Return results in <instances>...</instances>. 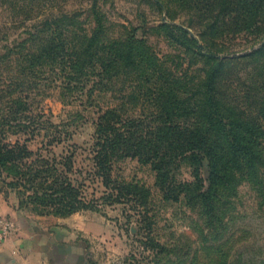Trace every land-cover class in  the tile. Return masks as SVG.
I'll use <instances>...</instances> for the list:
<instances>
[{
  "label": "rangeland",
  "instance_id": "374dc122",
  "mask_svg": "<svg viewBox=\"0 0 264 264\" xmlns=\"http://www.w3.org/2000/svg\"><path fill=\"white\" fill-rule=\"evenodd\" d=\"M245 2L0 0V55L6 56L0 59V78L28 77L39 83L42 93L36 90L27 99L29 113L64 130L63 141L48 148L56 155L78 146L70 175L74 184L84 183L85 198L97 205L64 217L40 216L20 204L22 194L7 185L6 174L0 175V264H28L30 256L49 264H264V166L255 173L239 171L218 193L191 199L203 190L192 186L175 200L164 198L150 164L119 157L112 171L115 184L106 187L92 174L90 150L99 110L117 108L124 120L140 117L155 109L149 88L160 83L147 82L141 72L123 74L89 93L98 80L92 76L86 90L70 91L66 83L74 74L66 59L39 61L36 51L54 41L58 16L70 17L80 33L98 29L117 39L134 30L151 46L167 77L192 81L217 58L225 60L229 65L221 73L222 83L230 85V94H242L243 109L253 117L259 97L264 99V14L248 13ZM32 53L35 71L20 73ZM17 139L25 142L23 134H9L6 141ZM253 139L264 155V125ZM47 141L38 136L27 144L37 150ZM200 173L206 179L204 168ZM174 179L196 182L188 160L180 161ZM8 221L14 228L6 233ZM30 235L39 247L33 255L27 247ZM52 235L56 243L44 251Z\"/></svg>",
  "mask_w": 264,
  "mask_h": 264
},
{
  "label": "trees",
  "instance_id": "16d2710c",
  "mask_svg": "<svg viewBox=\"0 0 264 264\" xmlns=\"http://www.w3.org/2000/svg\"><path fill=\"white\" fill-rule=\"evenodd\" d=\"M245 4L248 13L264 14V0H246ZM70 22V17L58 16L54 41L36 49L39 61L57 56L66 59L74 74L66 83L70 91L86 90L92 76L98 80L93 81L89 93L99 89L104 81L111 82L123 74L128 77L141 72L140 77L144 76L147 82L153 83L155 79V84L160 83L149 88H153L150 100L155 109L141 113L140 117L127 115L124 120L117 108L99 110L95 142L90 150L92 174L101 177L106 187L115 184L112 171L119 157H138L142 163L150 164L164 198L175 200H179L184 188L201 187L202 192L191 199L205 197L229 186L239 171L255 173L263 168L264 155L253 138L264 125V99L259 97L253 121L243 109L242 94H230V85L222 83L221 73L229 65L225 60L217 58L202 76L192 81L176 74L167 77L151 46L138 39L136 31L114 39L98 29L80 33ZM72 34L75 41L70 39ZM5 57L0 55V59ZM35 57L36 53L30 55L27 60L30 65H23L20 73L35 71ZM27 78H0V175L6 174L10 179L7 185L22 194L20 204L31 207L40 216L64 217L80 209L97 207L95 200L85 198L84 183L74 184L70 175L74 172L78 146L59 156L48 149L63 141L65 132L29 113L31 102L27 99L36 90L38 94L42 91L37 81ZM9 134H23L25 142L6 141ZM38 136L48 137V141L37 150L30 149L27 141ZM43 149L51 155L42 153ZM182 159L190 162L196 182L175 181V171ZM202 168L207 171L206 179L201 176Z\"/></svg>",
  "mask_w": 264,
  "mask_h": 264
},
{
  "label": "crops",
  "instance_id": "0c3cea01",
  "mask_svg": "<svg viewBox=\"0 0 264 264\" xmlns=\"http://www.w3.org/2000/svg\"><path fill=\"white\" fill-rule=\"evenodd\" d=\"M58 235L59 234H57V236H56V240L59 239ZM53 239H55V238L52 235L51 240L49 242L44 243V245H43V250L44 251H49L51 249V246L56 243L55 240H53ZM35 241H36L35 240V236L34 235H30V240H29V243L27 244V247L29 249V253L32 254V255L39 249V247L37 245H35ZM21 246H23V244ZM27 262H28V264H49L47 259L46 260L42 259L40 261H33L32 256L27 258Z\"/></svg>",
  "mask_w": 264,
  "mask_h": 264
},
{
  "label": "built area",
  "instance_id": "2783aa9c",
  "mask_svg": "<svg viewBox=\"0 0 264 264\" xmlns=\"http://www.w3.org/2000/svg\"><path fill=\"white\" fill-rule=\"evenodd\" d=\"M14 228V223L12 221H8L5 225L6 233L11 231Z\"/></svg>",
  "mask_w": 264,
  "mask_h": 264
}]
</instances>
